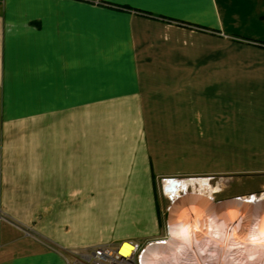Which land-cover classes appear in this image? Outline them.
I'll list each match as a JSON object with an SVG mask.
<instances>
[{
  "label": "crops",
  "instance_id": "0c3cea01",
  "mask_svg": "<svg viewBox=\"0 0 264 264\" xmlns=\"http://www.w3.org/2000/svg\"><path fill=\"white\" fill-rule=\"evenodd\" d=\"M108 2L0 0V214L40 240L0 223V264L159 239L153 182L207 177L184 146L229 117L264 151V0Z\"/></svg>",
  "mask_w": 264,
  "mask_h": 264
},
{
  "label": "rangeland",
  "instance_id": "374dc122",
  "mask_svg": "<svg viewBox=\"0 0 264 264\" xmlns=\"http://www.w3.org/2000/svg\"><path fill=\"white\" fill-rule=\"evenodd\" d=\"M215 98L216 97L212 96L208 101V108H210L211 114L213 115V112L220 115L221 113H225L230 116L233 110L231 107H228V101L222 98L214 100ZM231 119L232 117L223 120V125L225 127H223V129L230 130L227 131V133H210L208 135V144L205 142L199 146L198 144H192L190 146L186 144V146H184L185 149H183V153H185L183 159L188 161L190 158L192 160V170L195 175L210 177L209 187H205L202 190L198 189L196 186L194 189L195 194L188 193V195H180L179 192H176L175 196L170 198L168 196L169 193L166 192L164 188L166 184L163 185L158 181L153 182L159 217L158 224L160 225L159 239L155 240L159 243L162 241V244L161 246L147 249L144 259L145 262L147 260L151 262L155 258V253L159 252L167 245L182 239L181 236L171 233L172 225L176 224V226H179V224L182 225L189 221L191 218L188 216L192 213H194L195 216L201 213L199 216L211 221L215 219L214 216L218 213L220 217L236 214L238 215V219L240 216L243 220H247L252 228L254 227L253 224H257L259 220H264V202H259L258 200L261 195L264 197V176H259L262 172H258L259 168H263L264 170V166L258 163L259 159L264 157V151L261 147L258 148L256 144H253V148L248 150L242 149L240 145L236 147L238 143H236V134H232L231 132L233 129L230 122L232 121ZM209 121L211 122V119ZM178 160L179 165L182 159ZM250 195L254 198L252 201H249ZM137 215L139 217L140 213H137ZM226 218L218 219V226H214L211 222L213 225L210 223L208 230H218L217 227H223V225L231 222L233 223L234 220L232 221ZM133 221L134 217H128L123 220V223H128L130 229L140 230L139 227L136 228L131 223ZM140 222L143 223L141 220ZM196 224L195 221L194 225ZM199 226L200 228L202 227V229L204 228V226ZM124 229L125 228L122 230ZM204 229H207V227ZM246 232L249 235L254 234L248 231ZM115 233L114 231V234ZM214 233L215 231L211 234ZM150 234L151 233L143 239H136V241L139 242L138 244L141 243L140 245L145 246L150 243L148 241H152V238L155 237ZM198 235L201 234L198 233ZM189 258L190 257L186 259V257H184L183 260L180 257L179 260L186 264V262H190ZM190 259L195 258L193 257Z\"/></svg>",
  "mask_w": 264,
  "mask_h": 264
},
{
  "label": "bare ground",
  "instance_id": "6f19581e",
  "mask_svg": "<svg viewBox=\"0 0 264 264\" xmlns=\"http://www.w3.org/2000/svg\"><path fill=\"white\" fill-rule=\"evenodd\" d=\"M218 214H215V219L211 221L192 213L187 215L191 218L189 221L179 226L173 224L171 233L181 236L182 239L155 253V258L151 262L147 260L142 264H185L180 262V257L183 260L184 257L195 258H189L190 262L186 264H264V220H259L252 228L247 220L240 216L238 219L236 214H230L226 216L227 218ZM224 218L234 221L217 227L218 230L211 234L214 231L208 230L209 224L212 222L214 226H218L217 220ZM198 224L207 229L200 228ZM246 231L256 235H249ZM127 248L129 247L125 243L124 249Z\"/></svg>",
  "mask_w": 264,
  "mask_h": 264
},
{
  "label": "built area",
  "instance_id": "2783aa9c",
  "mask_svg": "<svg viewBox=\"0 0 264 264\" xmlns=\"http://www.w3.org/2000/svg\"><path fill=\"white\" fill-rule=\"evenodd\" d=\"M82 1L94 6H111L108 0ZM0 223L12 226L26 238L40 241L33 229L20 225L2 214H0ZM125 243H127L129 248L124 249ZM149 244L143 246L132 241H123L116 244L106 243L62 249L60 255L65 264H142Z\"/></svg>",
  "mask_w": 264,
  "mask_h": 264
},
{
  "label": "water",
  "instance_id": "95a60500",
  "mask_svg": "<svg viewBox=\"0 0 264 264\" xmlns=\"http://www.w3.org/2000/svg\"><path fill=\"white\" fill-rule=\"evenodd\" d=\"M209 182L210 177H187L179 180L174 178H168L164 188L165 191L169 193L168 196L172 198L175 196L176 192H179L180 195H188V193L195 194L194 189L196 186L198 187V189L203 190V188L208 187ZM253 199V196L250 195L249 201H252ZM258 200L259 202H264V197H262L261 195ZM161 244L162 242L159 243L156 240L151 241L147 249L151 247L161 246Z\"/></svg>",
  "mask_w": 264,
  "mask_h": 264
}]
</instances>
